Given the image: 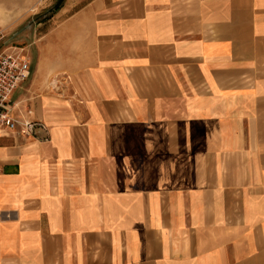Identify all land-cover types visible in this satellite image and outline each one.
<instances>
[{
	"label": "crops",
	"instance_id": "0c3cea01",
	"mask_svg": "<svg viewBox=\"0 0 264 264\" xmlns=\"http://www.w3.org/2000/svg\"><path fill=\"white\" fill-rule=\"evenodd\" d=\"M28 36L0 264H264V0H65Z\"/></svg>",
	"mask_w": 264,
	"mask_h": 264
},
{
	"label": "rangeland",
	"instance_id": "374dc122",
	"mask_svg": "<svg viewBox=\"0 0 264 264\" xmlns=\"http://www.w3.org/2000/svg\"><path fill=\"white\" fill-rule=\"evenodd\" d=\"M65 0H0V50L10 46L25 47L22 38L33 28L50 19ZM55 10V11H54Z\"/></svg>",
	"mask_w": 264,
	"mask_h": 264
},
{
	"label": "built area",
	"instance_id": "2783aa9c",
	"mask_svg": "<svg viewBox=\"0 0 264 264\" xmlns=\"http://www.w3.org/2000/svg\"><path fill=\"white\" fill-rule=\"evenodd\" d=\"M3 36L0 34V45ZM30 62L25 56L23 48L10 46L0 50V128L13 129L19 123L11 115L8 101L19 85L28 78ZM45 128L38 121H24L23 130L27 134L36 135L37 129Z\"/></svg>",
	"mask_w": 264,
	"mask_h": 264
},
{
	"label": "trees",
	"instance_id": "16d2710c",
	"mask_svg": "<svg viewBox=\"0 0 264 264\" xmlns=\"http://www.w3.org/2000/svg\"><path fill=\"white\" fill-rule=\"evenodd\" d=\"M60 8H57L56 11H58Z\"/></svg>",
	"mask_w": 264,
	"mask_h": 264
},
{
	"label": "water",
	"instance_id": "95a60500",
	"mask_svg": "<svg viewBox=\"0 0 264 264\" xmlns=\"http://www.w3.org/2000/svg\"><path fill=\"white\" fill-rule=\"evenodd\" d=\"M55 11V10H54Z\"/></svg>",
	"mask_w": 264,
	"mask_h": 264
}]
</instances>
